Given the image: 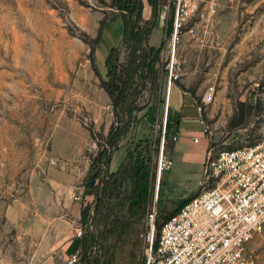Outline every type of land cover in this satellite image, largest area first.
<instances>
[{"label": "rangeland", "instance_id": "rangeland-1", "mask_svg": "<svg viewBox=\"0 0 264 264\" xmlns=\"http://www.w3.org/2000/svg\"><path fill=\"white\" fill-rule=\"evenodd\" d=\"M110 1L0 0V264L41 262L28 259L31 243L17 237V229L8 219L9 207L34 183L65 172L80 174L76 183L85 186L90 173L114 172L127 150L153 146L160 138L157 125L164 113L163 64L171 42L170 17L157 20L158 39L150 41L163 47L158 85L152 89L149 84L142 93L140 103L145 109L122 142L126 150L116 151L108 167L91 152L93 140L100 149L105 146L114 115L91 64V45L84 37H96L100 21L107 15L95 54L97 70L106 78L105 60L120 43L124 29L121 18L111 21L115 12L103 3ZM215 1L204 0L201 5L202 9L205 2H213L214 16L208 19L203 9L206 18L190 20L176 44L181 77L174 86L187 95L173 116L182 118L190 128L187 140L175 127L172 135L178 140L172 137L165 143V156L174 165L162 174L158 211L163 217L201 191L208 150L214 155L264 136V0ZM145 8V18H152L147 2ZM191 28L194 33L189 32ZM125 57L123 52L121 60ZM211 85L217 90L215 101L200 115L197 106ZM241 103L252 106L251 115L240 128L232 129L230 122ZM159 150L160 146L151 156L153 171ZM127 185L130 190L131 183ZM159 186L156 171L151 196L144 210L141 208L144 213L131 215L128 203L120 208L114 201L115 212L109 221H116L119 233L92 240L81 264H145L150 231L146 216ZM98 224L91 221V237L99 236ZM86 233H90L88 229ZM56 262L68 264V259L59 257Z\"/></svg>", "mask_w": 264, "mask_h": 264}, {"label": "built area", "instance_id": "built-area-1", "mask_svg": "<svg viewBox=\"0 0 264 264\" xmlns=\"http://www.w3.org/2000/svg\"><path fill=\"white\" fill-rule=\"evenodd\" d=\"M204 0H168L163 19L171 22V42L168 45L163 71L166 78L164 113L159 125L160 150L157 158V177L170 170L174 161L165 156L166 128L171 109V93L181 77L176 57L179 33L195 17L214 16L213 2ZM194 28L189 29L194 33ZM216 87L209 86L197 110L202 114L216 98ZM112 106L109 105L110 109ZM203 132H208L204 126ZM177 141L178 136L174 135ZM200 143L199 138H194ZM92 141L91 152H99ZM55 164V161H52ZM203 180L198 195L182 204L178 212L165 220L160 229L156 250L154 235L158 214V190L146 216L148 247L145 264H257L256 255L249 250L253 239L264 233V137L254 145L233 150H221L212 155L208 150L202 167ZM77 197L76 199H79ZM91 224L78 226L75 236L83 238ZM81 249L68 257V264H81Z\"/></svg>", "mask_w": 264, "mask_h": 264}, {"label": "trees", "instance_id": "trees-1", "mask_svg": "<svg viewBox=\"0 0 264 264\" xmlns=\"http://www.w3.org/2000/svg\"><path fill=\"white\" fill-rule=\"evenodd\" d=\"M145 2L152 8V18L146 19L144 16ZM103 3L115 12L111 21L122 18L124 23L120 43L110 50L105 60V67L107 69L106 78H103L97 70L95 54L96 46L109 20L107 15L101 19L96 37L89 38L87 35L84 37L85 42L91 45V63L100 78V87L111 100L114 115V121L105 137V146L96 155V160L108 167L111 163L113 152L119 149L122 140L129 133L130 129L136 125L138 113L145 109L140 103L143 91L149 84L152 89L157 88L159 67L162 65L163 47H155L150 44V36L159 19V0H111L109 3ZM171 29L170 23L168 27L169 33ZM123 52L126 53L124 61L121 60ZM252 109V106L241 103L230 122L231 128H240L246 122L248 116L251 115ZM177 126L173 125L168 117L166 140L172 139V132ZM263 137H260L249 145L256 144ZM159 145L160 138L154 142L153 146L147 148L137 145L134 149L126 151V157L116 171L106 172L102 176L99 173L89 174V177L94 175V182L91 187L88 185V182L85 183V192H90L95 196V199L93 205H91V209L89 206H86L82 210V221L84 224L89 219L91 221H98L100 232L99 236L92 237L91 233H85L81 257H86L92 240H99L100 238L106 240L110 235L119 233L121 227L116 225L115 220L109 221L110 217L114 215L116 205L122 208L124 204L128 203V210L131 215L144 213L141 211V208L144 210L151 196L154 188V178L156 177V167H154V172L151 156L158 152ZM127 182L131 183L130 190H128ZM161 184L162 177L158 190V201L160 200ZM196 195L198 193L184 199L172 213L165 217L158 211L154 235V250H156L158 245L163 222L176 214L182 204ZM114 201H116V205L111 206ZM98 218L100 219L98 220Z\"/></svg>", "mask_w": 264, "mask_h": 264}, {"label": "crops", "instance_id": "crops-1", "mask_svg": "<svg viewBox=\"0 0 264 264\" xmlns=\"http://www.w3.org/2000/svg\"><path fill=\"white\" fill-rule=\"evenodd\" d=\"M159 1V19H163L162 10L165 11L164 7L168 1ZM212 1L216 3L215 0ZM187 33L185 34L187 35ZM152 39L157 42L156 29L150 36V41ZM152 46L156 47L157 45ZM173 93L174 97L172 98ZM186 95L187 93L181 90L179 86L173 87L170 99L171 113L169 115L170 122L173 125H178L179 134L184 140H187L190 125L184 123L182 118H175L173 112L181 110L182 101ZM122 142L118 150L125 149ZM116 151L113 152V156ZM89 178V176L85 177V183L88 182ZM78 180H81L78 173L61 172L48 175L44 180L34 183L27 194L17 198L9 207V224L17 229L19 239L31 243L28 259L41 261L40 263L31 262L29 264H57L56 260L59 257L66 260L82 248L83 238L76 237L75 232L78 226L91 224V219L87 223H83L82 210L86 206L91 209L95 196L90 192H85V186L76 183ZM77 197L80 198L76 199ZM30 212H32L31 215ZM249 250L258 258V264H264V233L253 239L249 245Z\"/></svg>", "mask_w": 264, "mask_h": 264}, {"label": "water", "instance_id": "water-1", "mask_svg": "<svg viewBox=\"0 0 264 264\" xmlns=\"http://www.w3.org/2000/svg\"><path fill=\"white\" fill-rule=\"evenodd\" d=\"M93 182H94V175L91 176L89 179H88V185L91 187L93 185Z\"/></svg>", "mask_w": 264, "mask_h": 264}, {"label": "bare ground", "instance_id": "bare-ground-1", "mask_svg": "<svg viewBox=\"0 0 264 264\" xmlns=\"http://www.w3.org/2000/svg\"><path fill=\"white\" fill-rule=\"evenodd\" d=\"M161 177H157V184L160 182Z\"/></svg>", "mask_w": 264, "mask_h": 264}]
</instances>
